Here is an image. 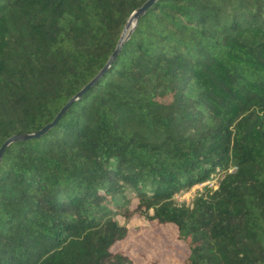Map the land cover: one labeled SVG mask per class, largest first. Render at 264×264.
<instances>
[{"label":"trees","instance_id":"trees-1","mask_svg":"<svg viewBox=\"0 0 264 264\" xmlns=\"http://www.w3.org/2000/svg\"><path fill=\"white\" fill-rule=\"evenodd\" d=\"M146 1L0 0V147L80 93L0 159V264H134L133 215L264 264V0H156L108 62Z\"/></svg>","mask_w":264,"mask_h":264},{"label":"rangeland","instance_id":"rangeland-1","mask_svg":"<svg viewBox=\"0 0 264 264\" xmlns=\"http://www.w3.org/2000/svg\"><path fill=\"white\" fill-rule=\"evenodd\" d=\"M219 180L220 176L214 175L209 181L193 187L190 191L176 194L175 200L180 205L191 206L194 198L204 188L215 189ZM118 220L129 232L127 238L118 243L114 250L124 252L134 264H182L187 256V245L179 240L174 226L159 225L140 215H133L129 219L119 216Z\"/></svg>","mask_w":264,"mask_h":264},{"label":"water","instance_id":"water-1","mask_svg":"<svg viewBox=\"0 0 264 264\" xmlns=\"http://www.w3.org/2000/svg\"><path fill=\"white\" fill-rule=\"evenodd\" d=\"M156 0H148L146 1L139 9H137L136 11H134L131 16L129 17L126 25L124 26V29L122 31V34L120 36V39L118 41L117 47L114 51V53L111 55L110 59L108 62H110L115 56L116 54L119 52L122 44L124 43V41L130 36L131 32L134 30V28L137 25V21L138 18L150 7V5L155 2ZM94 81H92L90 84H93ZM89 86V85H88ZM87 88V87H86ZM80 93H78L77 95H75L70 101H68V103L61 109V111L57 114V116L55 117V119L53 120V122L49 125H47L46 127H44L42 130H40L39 132L35 133V134H31V135H22V136H13L9 139H7L3 145L0 147V159L3 156L6 148L8 146H10L13 143H16L18 141H25V140H31L34 138H37L43 134H45L48 129L52 128L56 122L65 114V112L68 110V108L70 107V105L75 102V100L79 97Z\"/></svg>","mask_w":264,"mask_h":264}]
</instances>
